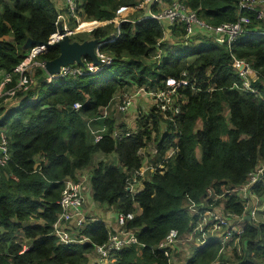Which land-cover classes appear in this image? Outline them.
<instances>
[{
	"label": "trees",
	"instance_id": "obj_1",
	"mask_svg": "<svg viewBox=\"0 0 264 264\" xmlns=\"http://www.w3.org/2000/svg\"><path fill=\"white\" fill-rule=\"evenodd\" d=\"M137 1L77 0L75 9L85 18L97 19L111 17L120 4ZM179 1L210 25L232 22L240 13L253 18L251 11L238 7V0ZM150 8L156 12L159 6L154 3ZM61 9L52 0L0 1L1 72H10L31 46L48 39ZM117 28L118 34L111 37L112 33L100 26L87 33V39L98 43L99 52L112 57L99 70L47 80L43 71L34 67L27 82L14 90L10 106L0 98V132L9 153L0 165V264L87 261L93 245L106 239L112 225L94 216L76 233L85 238L71 243L59 242L52 232L62 180L80 179L86 167L91 168L85 190L87 186L93 202L112 205L114 214L133 212L125 226L134 229L137 243L116 250L114 264H168L158 247L163 236L171 228L180 237L190 232L210 202L217 205L221 200L224 209L243 212L235 191L213 197L227 186L243 182L264 160V35L242 34L227 44L200 33L183 44L178 41L180 23L157 20L144 11L136 20L119 22ZM167 30L170 39L164 40ZM78 34L71 39H85ZM28 38L34 43L26 44ZM156 49L161 50L159 59L152 56ZM57 53L58 47L49 45L36 59L45 61ZM150 56L152 61L147 62ZM232 56L250 60L257 75L251 82L254 91L236 88L239 78L231 66ZM81 59L89 60L86 55ZM182 71L193 88L188 83L180 89L185 101L172 120L149 110L138 118L135 133L111 137L110 131L117 126L111 114L101 119L105 131L93 140L86 121L99 114L118 90L131 85L159 87L167 77L179 78ZM14 81L11 74L4 86H12ZM74 102L79 106L74 107ZM152 131L155 152L145 160L160 161L171 146L175 153L164 161L161 171L146 174L140 187L130 192L125 188L130 180L126 177L138 165L148 164L137 151ZM111 151L117 164L98 159L91 165L97 152ZM250 190L257 197L264 193V171ZM236 225L240 231H232L231 238L239 239L240 254H233L232 264H264V221L243 215ZM198 234V230L193 233L192 244L186 242L192 250L183 264H209L216 259L220 237L206 234L199 242L195 240Z\"/></svg>",
	"mask_w": 264,
	"mask_h": 264
},
{
	"label": "built area",
	"instance_id": "obj_2",
	"mask_svg": "<svg viewBox=\"0 0 264 264\" xmlns=\"http://www.w3.org/2000/svg\"><path fill=\"white\" fill-rule=\"evenodd\" d=\"M146 1V3H145ZM144 3L147 6L146 16L154 17L157 20L165 19L168 23H180L182 28L181 35L178 36V41L183 44H187L189 39L193 36H200V33L206 35L211 40L216 42H226L230 44L234 38L242 34L258 33L264 35V0H238V7L249 10L252 12L253 18L249 17L247 14L240 13L237 15L236 19L232 22H222L217 25H210L204 20L196 16L194 10L186 7L179 0H170L166 4H162V0H145ZM63 7L56 14V19L54 21L55 31L48 37L46 41H54L60 37V31L66 33V35L71 39V36L75 33L83 31L86 29V25L79 23V14L76 12L77 0H61ZM157 3L159 9L154 12L151 10V5ZM121 12H126L127 7L121 6L119 8ZM125 17L122 14L119 21L116 22V29L112 32L111 36H116L119 32L117 26ZM117 20V18H116ZM252 21H255L252 23ZM91 25L99 27L100 21H88ZM261 26V28H260ZM90 27V26H89ZM89 29V28H88ZM53 38V40H50ZM72 40V39H71ZM157 45V44H156ZM98 47V43H97ZM95 49V56L97 58V64H93L91 60H82L80 64L73 62L60 65L56 73H48L44 69V60H37L36 55L39 54L44 47L38 43L31 46L27 54L20 60L10 72H1L0 78V98L2 102L7 99L12 98L13 92L16 88H19L22 84L27 82L28 75H30L34 70V67H39L43 71V77L47 80L60 77L66 74H79L83 72H95L101 67L109 64L111 62V56L106 53L99 52ZM161 54L160 49H156L155 53L152 55L153 58L159 59ZM231 66L239 78V83L235 86L242 91H254L251 86V82L257 77L255 70L251 66L250 60L244 57H231ZM33 70V71H32ZM11 74L15 75V81L12 86L5 87L4 84L7 83ZM179 78L167 77L163 80V84L159 87L151 88L145 87L143 85L134 86V88L129 92H124L118 99L111 103L109 102L105 106L101 107L99 114H95L89 117L86 121L88 126V131L92 136L93 140L99 139L105 131V125L101 122V119L119 113H126L133 107L135 100L139 97L143 104V108H140V114L134 118V114L131 116V123L128 128L113 127L110 131L111 137H123L130 135L136 131V119L143 113L150 111L156 112L167 119L173 118L181 108L182 103L185 98L181 95L180 89L184 88L189 82L186 79L185 72H181ZM184 76V77H183ZM192 83H189L191 88ZM113 99V98H112ZM111 99V100H112ZM74 107H78V102L73 103ZM136 110L139 112L138 107ZM94 122L93 124L91 122ZM91 123V127L89 124ZM146 142V141H145ZM144 142V144H145ZM144 144L141 146L143 147ZM139 147V149H141ZM138 149L137 153L141 154ZM176 148L171 146L168 147L161 160L155 163L140 164L134 168L130 175L126 178L127 182L125 188L130 191H136L146 174L153 173L156 170L161 171L164 167V161L170 158L175 153ZM155 152V150H154ZM9 156L8 149L6 147L5 135L0 132V165L3 164ZM264 171V160L261 165L255 166L251 170L245 180L240 184L229 185L223 189V191L213 197V199L221 197L224 193H234L238 194L239 199L243 203V212L241 214H236L224 209L223 204L221 206L213 205L211 202L208 203L210 207H207L197 225L186 234L185 240L191 241L193 233L196 230L199 234L196 235L195 240L203 242L206 234L210 236L214 233L220 237L221 248H223V242H227L231 238V232H239L240 226L235 228L236 224L240 223L243 215L248 216V218L254 219L255 204L258 200L257 195L250 190V187L255 182H258L263 177ZM87 180V175L82 174L80 179L73 180L70 178H64L62 180V187L60 190V195L57 200L59 211L52 222V232L56 235L59 242H77L85 237L77 235V231L83 226L87 221L94 219L92 214L85 213L83 211V205L86 200L85 184L84 181ZM209 194V193H208ZM188 210L192 211L193 204H188ZM133 216L132 211L118 212L115 214V223L113 227H109L107 230L106 239L101 243H96L93 245V251L96 255L97 260H104L106 258H113V254L116 250L129 243H137L135 231L133 228L125 226V222L131 219ZM203 224H201V222ZM207 226V229H206ZM209 231V232H207ZM180 238L176 229H169L163 236L162 240L158 244V247L163 250V253L167 257V263H170V249L175 247L176 241ZM25 246L23 245V248Z\"/></svg>",
	"mask_w": 264,
	"mask_h": 264
},
{
	"label": "rangeland",
	"instance_id": "obj_3",
	"mask_svg": "<svg viewBox=\"0 0 264 264\" xmlns=\"http://www.w3.org/2000/svg\"><path fill=\"white\" fill-rule=\"evenodd\" d=\"M0 1H4V0H0ZM54 4L57 5L59 0H52ZM145 0H138L137 3L135 4H128V5H124V4H120L118 5L116 8H114L112 10V14L111 17H100V18H85L83 17L81 14L79 15V23H82V25H86L88 27H86V29H83V31L79 32V37H81L82 39L85 38L84 40L87 39V37L89 36L87 33L88 31H90L92 28H96L97 26L91 25V23H88V21H100V27H104L106 32H110L112 33L115 29H116V22L119 21L121 18H119L122 14L125 15L123 20H136V18H138L143 11H146L147 6L144 3ZM162 4H166L169 1H162ZM123 6V7H127L130 9H126V12H121L122 10H120L119 8ZM105 8V7H103ZM117 18V20H116ZM90 26V27H89ZM89 28V29H88ZM107 28V30H106ZM109 28V29H108ZM77 35V36H78ZM50 40H53V38H50ZM78 41V40H77ZM191 44V43H190ZM152 61L151 56L149 57V59L147 60V62ZM33 71V70H32ZM2 74L0 73V78H1ZM133 85L131 86H127L125 87V89H120L118 90L114 96L113 99L111 100V103L115 102L119 96H121L124 92H129L133 89ZM13 98H9L4 102L5 106H10L13 103ZM139 112L136 110V104L134 102V105L132 108H130L128 110V112L126 113H119L116 114L114 116V120L115 123H123L126 120H128L127 118L132 119V115L134 114V118H136L139 114H140V108L138 107ZM132 112V113H131ZM89 126L91 127V123L89 124ZM196 126H199V121L196 122ZM87 127V126H86ZM152 134L153 132L150 133V137L149 139L145 142L144 146L141 147V149H139V152H142L139 156H141L142 162L145 163H152V160H145L148 159V155H150L152 157V154L154 153L155 150V143L154 140L152 139ZM98 159H102L103 161L105 160L106 163H113V164H117V159H116V155L113 151L107 153V154H102L97 152L94 156H93V160H92V164L94 165L96 163V161ZM261 165V162L258 163L257 166ZM91 168V167H90ZM89 167L84 168L79 175L82 174H88V170L90 169ZM86 195L89 193V188L86 186ZM91 205L94 208V212L96 213V217H101L102 219L106 220V217H114V212H113V206L112 205H108L105 203H96L93 202L91 203ZM222 202L221 200L218 202V206H221ZM254 220H263L264 221V193H262L260 196H258V200L255 204V213H254ZM204 221L201 222V224H203ZM235 228H238L237 225H235ZM209 232V231H207ZM185 236L180 237L177 241H176V245L175 247L170 249V263L169 264H183V262L186 260V258H184V256L189 255V252H191L192 250V246L190 247V245L188 244H192V242H188L187 240H185ZM239 239L232 237L229 241L227 242H223V248H219V252L218 255L216 257V259L214 261H211L209 264H232L233 262V254H240V249H239ZM188 244H187V243ZM23 244L27 245V242L25 240H23ZM222 245V244H221ZM233 257V258H232ZM235 259V258H234ZM257 262V260H256ZM114 264V260L112 258H106L102 261L97 260L96 255L94 252H91V255L87 256V261L84 262V264Z\"/></svg>",
	"mask_w": 264,
	"mask_h": 264
},
{
	"label": "water",
	"instance_id": "obj_4",
	"mask_svg": "<svg viewBox=\"0 0 264 264\" xmlns=\"http://www.w3.org/2000/svg\"><path fill=\"white\" fill-rule=\"evenodd\" d=\"M60 37L54 41H38L36 43L43 47L49 45H55L58 47V53L55 57L45 60L44 69L48 73H56L60 65L76 62L80 64L82 62V56L86 55L93 64H97V58L95 56V49L97 42L94 39H86L82 41L71 40L65 32L60 31ZM26 44L34 43V41L28 38L25 41ZM42 77L39 76V79ZM248 218V216H246Z\"/></svg>",
	"mask_w": 264,
	"mask_h": 264
},
{
	"label": "crops",
	"instance_id": "obj_5",
	"mask_svg": "<svg viewBox=\"0 0 264 264\" xmlns=\"http://www.w3.org/2000/svg\"><path fill=\"white\" fill-rule=\"evenodd\" d=\"M57 5L59 6V7H63V4H62V2H61V0H59L58 1V3H57ZM146 12L147 11H144V14H146ZM166 34H169V30H167L166 32H164V40H166V39H170V36H166ZM170 35V34H169ZM135 104H136V107H139V108H143V104H142V102L140 101V98L138 97L136 100H135ZM132 108V107H131ZM226 111L224 110V113H225ZM132 113V112H131ZM128 120H126V123H125V121L121 124L122 126H125V125H127L129 122H130V118H127ZM91 203H92V200H91V196H90V192L87 194V197H86V200H85V203H84V205H83V211L85 212V213H88V214H92L93 216H96V213L94 212V208H93V206L91 205ZM114 216H115V214H114ZM105 222H107V224L108 225H113L114 224V217H106V220H105ZM189 254H190V252H189ZM189 255H187V253H186V255L184 256V258H187Z\"/></svg>",
	"mask_w": 264,
	"mask_h": 264
},
{
	"label": "clouds",
	"instance_id": "obj_6",
	"mask_svg": "<svg viewBox=\"0 0 264 264\" xmlns=\"http://www.w3.org/2000/svg\"><path fill=\"white\" fill-rule=\"evenodd\" d=\"M81 60H82V59H81ZM133 87H134V86H133ZM146 113H147V112H146ZM143 114H145V113H143ZM143 114H142V115H143ZM142 115H141V116H142ZM139 117H140V116H139ZM139 117H138V118H139ZM138 118L136 119V125H137V127H138V124H137V120H138ZM114 121H115V120H114ZM130 123H131V120H130V122H129L127 125H125V126H122L120 123H115V124H116L117 126L121 127V128H128L129 125H130ZM137 127H136V131L138 130ZM136 131H135V132H136ZM135 132H134V133H135ZM152 132H153V131H152ZM152 139L154 140V138H153V134H152ZM173 155H174V154H173ZM173 155H172V156H173ZM172 156H171V157H172Z\"/></svg>",
	"mask_w": 264,
	"mask_h": 264
}]
</instances>
